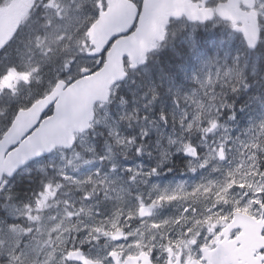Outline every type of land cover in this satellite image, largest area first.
<instances>
[{
    "label": "rangeland",
    "instance_id": "rangeland-1",
    "mask_svg": "<svg viewBox=\"0 0 264 264\" xmlns=\"http://www.w3.org/2000/svg\"><path fill=\"white\" fill-rule=\"evenodd\" d=\"M12 2L15 0H0V4L4 3V6ZM34 2L41 3L42 10L28 16L16 44L0 58L1 71L12 64L10 61L17 63L20 69L19 72H9L6 81H0V91L11 87L21 104L25 105H32L37 100L35 88L31 85L39 84L42 92L48 87L50 93L59 81L75 82L82 75L83 69L96 67L97 64V61L94 62L88 56L91 47L87 31L95 23L92 18L98 17L88 10L90 6L94 7L93 0H50L48 6H44L45 0H30L32 4ZM225 28L229 33L228 27ZM197 30L186 26L177 32L186 31L192 38ZM175 36L173 35L172 40ZM229 37L232 38L230 33ZM258 60L256 58L250 61L246 67L241 64L239 68L248 84L239 93L246 90L251 95L249 100L261 90ZM225 65L229 68L234 66L221 54L204 60L193 76L195 86L184 96L189 99L185 103L183 97L179 107L176 102L173 103L170 107L171 117H167V122L161 119L156 110V106H162L160 109L167 111L165 106L156 101L151 102L150 96L143 89L145 80L142 77L150 73V70H141L138 77L130 78L115 89L110 105L97 107L94 127L90 133L78 137L77 144L71 151L56 152L50 160L31 166L9 181L11 190L18 179L27 178L26 175H37L42 186L40 191L46 183L53 184L55 194L46 202V207L35 210L33 216L39 213V217L30 221L36 228V240L39 241L43 236L49 242L41 246H51L53 236L59 233L60 240L69 248L73 245L76 248L91 246L92 256L103 257L105 250L115 244L110 241L100 245L95 243L107 240L108 234L120 227L118 221L124 215H133L131 206L123 205L122 202H143L157 209L153 221L145 223L138 230L133 229L127 242L117 245V252L123 257L129 254V245L131 249L142 248L144 251L148 247L161 249L167 255V247L162 245L167 229H171L168 232L176 234L180 240H175L171 245L180 246L182 243L187 247L188 254L192 255L202 241L199 240L201 236H204L206 245L214 244L219 230L228 223L234 211L260 213L261 178L255 171V162L246 155L248 145L245 144V139L251 144L248 128L264 119V97L260 99L262 103L248 108L240 103L233 104L228 93V99L224 103L233 104L235 111L233 113L232 109H224L219 89L208 87V78L210 73L219 72L221 68L226 71ZM45 74H49L51 79L46 80ZM197 79L204 87L197 84ZM227 80L237 81V74L233 72ZM148 88L152 89L153 85ZM204 88L208 89L207 93ZM7 100V97L0 96V127L4 126L8 118L7 111L2 107L3 102L7 109L10 108L9 111H13L12 104ZM223 111L226 115L218 118ZM245 111L248 112L246 116ZM232 114L237 117L234 121L230 119ZM197 116L200 118L197 119ZM125 117L133 119H124ZM209 117L218 118V128L206 133L203 129L210 126L206 122ZM135 128L137 134L133 135ZM145 131L147 135L143 134ZM107 140L112 146L106 143ZM119 140L124 143H117ZM221 144L226 145L228 162L218 163V157L215 156ZM185 145L202 150L200 160L189 162L188 169L191 167L196 171L189 170L184 174L187 176L180 180L164 184L173 171L168 169L173 166L170 157L185 154ZM252 151L255 152V149ZM141 156H149L150 163H153L154 158L158 160L151 168L149 162L137 161ZM204 160L209 161L208 166H203ZM233 160L236 163L233 164ZM186 165L183 162V167L187 170ZM117 168L122 171L119 173L120 177L116 178ZM152 169H157V172L147 176ZM137 174L139 176L134 181L133 176ZM57 184L60 185L59 188H55ZM40 191L32 195V200ZM152 200H159V203L153 205ZM16 202L18 207L24 206L18 200ZM0 211H3V205H0ZM54 221L61 223L54 231H50ZM84 229L88 233L80 237L79 230ZM60 240H55L54 243L63 247ZM132 253L137 254L134 251Z\"/></svg>",
    "mask_w": 264,
    "mask_h": 264
},
{
    "label": "water",
    "instance_id": "water-1",
    "mask_svg": "<svg viewBox=\"0 0 264 264\" xmlns=\"http://www.w3.org/2000/svg\"><path fill=\"white\" fill-rule=\"evenodd\" d=\"M146 1L145 17L142 18V23L157 21L164 14L170 15L174 12H180L181 15L172 17L170 20H178L182 16H186L191 22L201 21V15L193 18L196 13L191 9L189 0ZM240 1L229 0L227 5L218 9V15L224 21L231 23L235 21L236 25L241 24V27L237 28L246 29L250 35H256L257 25L249 13L240 10ZM109 2L111 10L106 16L97 20L88 31L90 44L94 47V50L89 53L90 57L101 56L109 40L117 33L125 31L135 17V10L129 2L123 0H109ZM177 5L182 6L177 8ZM23 18L24 13L21 10V5L17 3H12L6 10H0V49H3L4 45L16 36ZM168 24L164 26V33ZM245 41L247 43L246 38ZM160 42L163 40L156 39L154 41L156 47H148L144 51L141 49L139 39L135 41L131 38L121 39L114 44L107 54L106 62L100 71L85 75L84 73L90 70H83L82 79L70 86L64 82L58 83L49 96L39 100L29 109L20 112L11 129L0 141V177L7 176L9 171L15 172V176L28 164L47 157L58 149L71 150L76 144V135H81L90 130L91 123L95 120V106L98 103L108 104L112 95V88L127 79L125 60L128 59L130 62L131 71L137 70L146 63L148 55L156 50ZM259 43L254 48L249 47L248 43L247 46L254 51L258 48ZM131 49H134L137 54L135 67H133V56L130 55L129 51ZM2 51L0 50V54ZM142 51L144 62L139 63ZM53 106L55 107L53 116L43 120L44 114ZM37 125H39L38 128ZM34 128L36 129L35 132L32 131ZM12 145H18V147L9 152ZM185 155L188 158L197 157L190 156L187 152ZM146 209L150 210V208ZM147 212L141 214V217L150 216L149 211ZM243 217L242 214H238L236 221L228 231L243 228L240 224ZM243 229L245 230L244 234L237 242H242L251 233L247 228ZM116 240L120 239L117 238ZM77 259L83 261L84 264L91 262L82 258ZM150 259V257L145 258L141 255L138 259L128 258L126 264H137L139 260L143 264H151Z\"/></svg>",
    "mask_w": 264,
    "mask_h": 264
},
{
    "label": "snow or ice",
    "instance_id": "snow-or-ice-1",
    "mask_svg": "<svg viewBox=\"0 0 264 264\" xmlns=\"http://www.w3.org/2000/svg\"><path fill=\"white\" fill-rule=\"evenodd\" d=\"M195 2V0H194ZM50 0H45L44 6H48ZM131 7L135 10V17L131 21L130 25L127 27L125 31L119 32L114 35L111 40H109L107 46L104 49V52L101 53V57H104L109 50L113 47V45L121 39L131 38L133 41L139 39L141 49L146 51L148 47H156L154 41L156 39L164 40V26L169 23L170 18L179 17L181 15L180 12H174L172 14H164L157 21L154 22H145L142 23V18L145 17V0H140V3H137V0H129ZM92 5L98 11V17L92 18L93 22H96L100 18L106 16L110 9L109 0H93ZM208 7V5H206ZM249 15L255 21L257 25V34L250 35L246 29L237 28L235 21H233V28L239 32H241L249 45V47H256L257 44L264 39V0H251L249 4ZM211 16V13H207L204 17V20H208ZM231 19V18H229ZM12 41H9L8 44H5L3 49L5 52ZM130 55L133 56V67L136 66V51L134 49L129 50ZM80 56L77 57V62H79ZM91 59L95 62L98 57H91ZM127 63V60H125ZM139 63L144 62L143 51L140 54ZM103 65V59H101L100 64L96 67H90V71L84 73L85 75H90L95 73L99 67ZM76 67V65H72ZM225 71L224 68H221L219 72L210 73L208 78V87H214V89L220 92V95L223 97L221 100V105L224 109H232L233 113L235 111L234 105L230 103H224V100L228 99V93L232 95H236L240 92L241 88H247L248 84L245 83V79L242 74V70L239 69L238 63L233 67H227ZM17 71L20 69L17 67V63H12L9 66H6L5 70L0 71V81H6V78L9 75V72ZM72 68L69 69V74L71 73ZM235 72L237 74L238 80L229 82L227 77L231 76V74ZM215 78V83H213V79ZM197 84H200L201 87H204L201 84L200 80L197 79ZM23 83V82H21ZM19 87V86H17ZM207 88H204V92L207 93ZM151 92V102H155L158 97L154 90H150ZM216 92H213V96L215 97ZM0 96L7 97L8 100L12 104L13 111L11 114L8 112L7 122L3 127H0V137L5 136L8 131L13 126L16 117L20 112H23L25 109L31 107V103L29 104H21L20 99L16 92L11 87H5L2 91H0ZM189 98L184 97L183 102H187ZM202 99H206V97H202ZM182 99L179 94H177L176 104L177 106H181ZM219 107V105H216ZM243 110V109H241ZM222 115H226L223 111L219 114L218 118H221ZM51 111L46 112L44 117H50ZM200 117L197 116V119ZM218 118L217 117H209L206 121L210 126L205 127L203 130L206 133L213 132L214 129L218 128ZM236 115L232 114L230 116L231 120H236ZM124 119L131 120L133 117H125ZM145 119H147L145 117ZM161 119L167 122V117L161 115ZM39 125H37V128ZM33 132L36 131L34 128ZM248 136L251 137V144H249V140L245 139V144L248 145V151L246 155L251 158L255 164V171L259 173V176L262 181H264V119H262L258 124L251 125L247 130ZM144 135L148 133L143 132ZM117 143L123 144L124 141L119 140ZM18 145H12L9 148V152L14 151ZM219 151L215 153V156L218 157V163L228 162V154L227 148L225 144H221L218 146ZM255 149V152L252 151ZM185 150L190 156H198L197 149L190 145H185ZM71 163V162H69ZM232 163H236L235 160ZM209 161L204 160L203 166H208ZM190 171L195 172V168L189 169ZM131 172V169H128ZM239 171V169H236ZM157 172V169H152L151 172L147 173V176H151ZM15 172L9 171L7 176L0 177V205H3V211H0V261H3V264H84L83 261L78 260L77 258L82 255V253L73 245L69 248L64 244L63 240H60V234L55 233L53 236V240L51 242V246H41L42 244H49L48 241L41 236L40 240H36V228L30 223L33 219L39 217V213L36 216H33V213L37 208L46 207V202L49 201V198L55 194V189L53 188L52 183H46L42 190L35 195V198L24 204L23 207H18L16 198L13 197L12 191L9 188V178L14 176ZM232 174V173H230ZM139 174L133 176V180L137 179ZM255 179V177H253ZM90 181H85L88 183ZM60 185H55V188H59ZM261 189H264V182L259 184ZM235 191V189H233ZM261 200H264V194L259 197ZM163 199V197H160ZM151 203L156 205L159 203V200H152ZM149 211L148 209L143 207V202H141L140 212L141 214ZM119 215V214H117ZM12 219H9V218ZM60 221H54L50 226V231H54L55 228L60 224ZM167 223V221H165ZM115 227V225H113ZM236 235L235 233L233 234ZM60 240V244L64 245L63 247L57 246L54 241ZM127 241L117 240L116 244L113 245L110 249H106L103 257L98 258L95 262H90V264H126V260L123 256L118 257L117 253V245H122ZM163 247V246H162ZM130 252H136L137 254H142L145 258L151 257V264H170L169 257L166 255L164 251L161 249H153L152 247H148L147 251L144 249H131V245H129ZM196 251L198 256L200 254L199 245H197ZM258 255L264 258V247L260 248L258 251ZM159 257V258H158Z\"/></svg>",
    "mask_w": 264,
    "mask_h": 264
},
{
    "label": "flooded vegetation",
    "instance_id": "flooded-vegetation-1",
    "mask_svg": "<svg viewBox=\"0 0 264 264\" xmlns=\"http://www.w3.org/2000/svg\"><path fill=\"white\" fill-rule=\"evenodd\" d=\"M19 2L18 4L21 5L22 11L26 14V19L29 15H35L38 13V11L42 10V4L34 2L33 4L30 3V0H15ZM129 2V0H125ZM229 0H191L192 6L198 11V12H206L211 13V16L213 19L211 21H207L204 25H200L198 23L191 24L187 20L186 17H183L181 21H175L172 20L168 26L167 34L165 36V42L163 44L159 45V49L166 48L168 46V39L171 35V32L173 29L179 28L181 26H193L194 28H204V29H219L221 27H231L233 26L229 23L223 22L221 19L218 18L216 11L220 5L226 4ZM137 3H140V0H137ZM146 4V0H145ZM208 5V7H206ZM4 3L0 5V7H3ZM181 6V5H180ZM241 9L243 11H247V9L244 6V3L241 2L240 5ZM92 15L98 16V11L95 7L90 6V9H88ZM198 150V158L197 159H189L184 154H179L175 156H171V162L175 165L174 173L171 171V175H169V178L173 175L177 174L180 168L183 165V162H186L187 170L185 173L189 172V162H197L201 159L203 156L201 153V149L197 147ZM146 157V158H145ZM149 156H141L140 158H137V161H144L149 162L148 164L151 166V168L154 167V163H150L151 160L148 159ZM142 159V160H141ZM108 163V167H109ZM173 167H169L168 169L173 170ZM108 172V171H107ZM176 179V178H175ZM264 182L261 180V183ZM264 194V189L261 191V195ZM81 204V203H80ZM121 204L131 206L133 209V215H124L119 221V228L115 230L112 234H108L109 238L103 239L99 243H95V245L105 244L106 241H110L114 244H116L115 237H118L121 241L127 240L129 234L133 229H140L145 223L153 221L156 218L157 215V209L153 207L150 204H143V207H149L151 208V211L149 212L151 216L149 217H141L140 212V206L141 203L137 202H122ZM113 205V204H109ZM79 209V208H78ZM111 209V208H109ZM105 211V210H104ZM239 211H234L232 214V217L228 221V223L222 227L219 230V234L216 237V240L213 245H206V242L204 240V236H201L199 240H202L198 243L200 248V254L198 256V253L194 254H188L187 247L182 245L179 246V244H173L171 245L175 240L177 242H180L179 238L174 233L171 232V229H167V235L163 239L162 245L167 247V256L169 257L170 264H264V258L260 257L258 255V251L260 248L264 247V200H262L261 204V212L260 213H254L251 211H241L243 214L250 216L243 217L242 222L240 223L243 228H247L249 231H251L250 234L247 235V238L242 240V242H237V240L244 234L243 228H237L232 231H228V229L231 227V224L233 223L235 219L236 213ZM148 213V212H147ZM102 214V211L100 212V215ZM165 232V230H161ZM169 231V232H168ZM88 233V230L84 229L82 231L79 230L80 237L84 236ZM169 233V234H168ZM236 234L235 236L233 234ZM78 234V235H79ZM109 239V240H108ZM170 242V243H169ZM124 244V243H123ZM91 246L83 245L78 246L77 249L79 251H82L87 258L91 261H97L98 258L91 255L90 251ZM220 248V250H219ZM147 251V250H145ZM120 257V253L117 252ZM142 254H134L131 255L126 254L124 257L125 260L129 257L140 258ZM159 258V257H158ZM137 264H143L141 260L137 262Z\"/></svg>",
    "mask_w": 264,
    "mask_h": 264
},
{
    "label": "trees",
    "instance_id": "trees-1",
    "mask_svg": "<svg viewBox=\"0 0 264 264\" xmlns=\"http://www.w3.org/2000/svg\"><path fill=\"white\" fill-rule=\"evenodd\" d=\"M176 35V34H175ZM17 42V40H16ZM15 42V43H16ZM173 44L168 46L165 49H162L158 52L157 55H154L152 58L154 60L150 62V73L143 75V89L151 98L150 90H154L158 99H163L167 104L173 105V102H176L177 94L182 97L194 86L193 84V73L197 67L201 66L202 62L210 57L221 54L224 58H228L232 65L238 63L239 68L241 64H246L248 58L250 57L252 61L254 59H259V69L260 76L264 72V46L254 53H250L245 45V42L241 36H235L232 38L224 32H203L199 31L195 34L194 38H186L184 35L179 34L174 37L172 40ZM13 45V44H12ZM11 45V46H12ZM15 45V44H14ZM230 45V48H229ZM11 48V47H10ZM9 48V49H10ZM226 55V57H225ZM2 55L0 56V58ZM261 60V62H260ZM15 63L14 61H10ZM245 66V65H244ZM1 71V69H0ZM135 77L139 75L137 73L133 74ZM45 78L51 79L49 74H45ZM151 78V81L150 79ZM259 86L261 90L257 95L255 94L252 99L249 100V95L245 90L242 93L230 96V101L234 103H240L243 106L249 108L262 103L260 99L264 97V80L261 81L259 78ZM150 89L148 87L152 86ZM31 87L36 91V99L42 98L48 93V87L45 88V92H42V88L36 84L31 85ZM257 96V97H256ZM158 102V100H156ZM2 107L12 113V110L9 111L6 108V104ZM162 106L157 107L159 111ZM167 111L163 112L161 115L166 117H171V108H167ZM245 116L248 114L247 111L244 112ZM254 114V113H253ZM186 169H181L180 172H185ZM39 180L31 179L26 181L21 179L15 184L13 196L18 199L19 202L27 203L28 196L32 187L39 186Z\"/></svg>",
    "mask_w": 264,
    "mask_h": 264
},
{
    "label": "bare ground",
    "instance_id": "bare-ground-1",
    "mask_svg": "<svg viewBox=\"0 0 264 264\" xmlns=\"http://www.w3.org/2000/svg\"><path fill=\"white\" fill-rule=\"evenodd\" d=\"M158 100V102L159 103H161V104H163L164 106H165V108L167 109V108H169V107H171V105L170 104H167L166 102H164L163 101V99L161 98V99H157ZM174 103V102H173ZM158 106H156V110H157V112L159 113V114H162L163 112H165L164 110L163 111H159L158 110V108H157ZM160 110H162V109H160ZM132 133H133V135L134 134H137V128H135L133 131H132ZM136 137V136H135ZM108 142V144L109 145H111L112 146V144H111V142L109 141V140H107L106 141V143ZM150 158V157H149ZM158 160V158H154V159H152V162L155 164L156 163V161ZM182 167L180 168V170L181 169H185L184 167H183V165H181ZM118 170L116 171L117 172V174H115L116 175V178L117 177H120L119 175V173L122 171V169H119V168H117ZM173 169V173H174V170L176 169L175 167H173L172 168ZM180 170L178 171V173L177 174H175V175H173L172 177H170V179L168 180V181H166V182H164V184H166V183H168V182H172V181H175V180H180L181 178H183V177H185V176H187V175H184V174H186L185 172H180ZM114 175V176H115ZM183 175V176H182ZM182 176V177H181ZM176 178V179H175ZM142 185H145V182H142ZM35 191H36V187H32V190H30V194H29V196H28V198H27V200H29L31 197H32V195L35 193ZM18 199H16V201H17ZM19 201V200H18ZM20 203H22V202H20Z\"/></svg>",
    "mask_w": 264,
    "mask_h": 264
},
{
    "label": "clouds",
    "instance_id": "clouds-1",
    "mask_svg": "<svg viewBox=\"0 0 264 264\" xmlns=\"http://www.w3.org/2000/svg\"><path fill=\"white\" fill-rule=\"evenodd\" d=\"M0 264H3V261H0Z\"/></svg>",
    "mask_w": 264,
    "mask_h": 264
}]
</instances>
